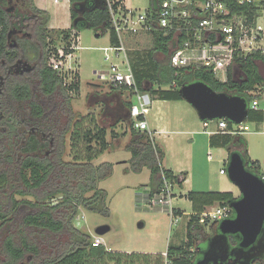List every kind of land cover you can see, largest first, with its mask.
Segmentation results:
<instances>
[{
	"label": "trees",
	"instance_id": "obj_1",
	"mask_svg": "<svg viewBox=\"0 0 264 264\" xmlns=\"http://www.w3.org/2000/svg\"><path fill=\"white\" fill-rule=\"evenodd\" d=\"M92 2L69 0L72 25L67 30H54L48 27V12L36 7L34 0H0V264L164 263L162 253H126L107 250L104 245L95 247L92 237L73 224L80 208L104 216L109 214L106 193L98 184L109 176L112 165L102 163L95 167L92 161L108 149V131L111 130L112 139L118 135L99 124L94 112L81 115L73 111L71 94L79 92V76L75 74V80L65 83L49 62L50 57H57L50 47L53 40H59L64 45L61 59L72 55L77 48L78 33L83 29L95 33L102 30V34L108 31L110 47L120 46L109 9L105 3L94 7ZM81 6L88 8L82 14ZM117 6L115 3L114 9ZM155 7L156 0H150L149 9ZM256 9L255 5L238 8L250 19L257 15ZM151 35L153 49L136 54L129 64L137 89L149 94L152 100L181 101L179 87L197 81L215 92L243 97L248 103L255 99L252 92L262 84L255 67L257 56L235 60L233 65L244 74L241 81L233 80L231 68L226 80L220 81L206 68H172L170 38L157 28L151 30ZM107 84L112 93H124L126 99L132 97L126 88ZM109 95L111 92L106 96ZM131 105L129 102L128 107ZM224 121L227 129H232L233 124ZM246 121L262 123V111L249 108ZM129 127L131 138L127 148L132 154L131 169L139 172L147 168L150 172L147 199L160 193L164 180L171 186H180L179 175L163 167L164 153L149 134L135 130L131 122ZM67 142L68 161L64 159ZM208 143L211 148L226 149L228 155L239 152L247 171L259 178L263 174L258 162L249 159L242 135L220 131L211 135ZM185 197L192 211L186 241L168 245L169 264H194L207 241L195 247L197 238L193 229L207 224L199 222V215L207 207H225L236 199L231 192L210 191H190ZM172 212L174 217L183 214L178 209ZM216 224L211 222L212 234ZM229 244L232 248L237 240L229 236Z\"/></svg>",
	"mask_w": 264,
	"mask_h": 264
},
{
	"label": "rangeland",
	"instance_id": "obj_2",
	"mask_svg": "<svg viewBox=\"0 0 264 264\" xmlns=\"http://www.w3.org/2000/svg\"><path fill=\"white\" fill-rule=\"evenodd\" d=\"M65 4V0L60 1ZM125 5L142 12L150 7V0H124ZM86 10V8L84 9ZM82 11V10H81ZM81 14V12H80ZM264 20L261 21L263 23ZM103 31H97V34ZM54 44L50 49L56 51L57 57H50L49 62L63 77L65 83L69 84L75 80V74L79 76L80 89L77 94L72 95L71 106L75 113L85 115L93 111V99L88 96L94 89L93 84H107L109 78L104 74L110 71L111 65H120L124 61V52L115 51L109 44V32L105 31L99 37H95L92 29H83L78 33L77 48L69 57L63 56L64 45L59 40H53ZM120 44L125 49L127 61L134 58L136 54H146L154 47L153 35L150 32L139 31L136 34L121 35ZM117 53V55H116ZM55 55L54 53H52ZM163 56L159 55L162 59ZM130 65V64H129ZM238 74V73H237ZM218 77L223 80L224 74L219 72ZM257 97L249 105L257 106L264 112V85L257 86L252 92ZM88 97V98H87ZM132 101H134L132 99ZM187 108H190L193 114H196L192 107L185 101L178 102ZM158 103L151 100L148 114L145 119L149 129H154L161 125V117L165 113L166 106H158ZM178 106L175 105L171 112L172 118L182 115L184 120L189 117L185 110L180 114ZM200 122V121H199ZM249 132L243 134L246 140L248 157L251 161L258 162L260 169L264 172V124L257 126L255 123H248ZM106 125L112 121L108 120ZM201 123V122H200ZM110 128V126H108ZM127 125L123 122L113 129L117 139H112L111 130L107 134L108 149L94 158L92 165L97 167L102 163L112 165L111 173L108 177L101 180L99 188L106 193V205L109 210L107 216L96 212L84 211L82 208L74 218V226L82 232L95 237V230L99 226L106 225L109 231L103 236H98L104 246L112 251L126 253H164L168 245H181L186 241V226L191 211V203L183 195L187 191H231L234 197H239V191L227 177L226 149H211L208 146V133L198 128L197 134H185L191 127L186 124L184 128L173 129V132L158 136L157 140L163 148L164 159L163 167L172 170H178L177 166L181 162L184 171H188V181L184 186H172L171 206L172 209H179L183 213L181 216L172 217L169 209L165 207L151 208L147 205V196L149 187L143 186L150 182V172L147 168H142L139 172L131 169V152L128 150L129 136L122 135L126 131ZM210 129V128H208ZM182 130L180 133L175 131ZM157 137V136H156ZM235 148H232V151ZM69 142L66 146L65 160H70ZM210 153V158L208 157ZM186 154L188 156L186 157ZM224 158V160H223ZM220 169L224 170L220 174ZM183 195V196H181ZM212 207H218L214 205ZM209 208V207H207ZM177 220V222H175ZM142 224V227H139ZM211 222L202 227L194 228L193 234L196 236L195 247L204 243L211 235ZM66 240V237H62Z\"/></svg>",
	"mask_w": 264,
	"mask_h": 264
},
{
	"label": "built area",
	"instance_id": "obj_3",
	"mask_svg": "<svg viewBox=\"0 0 264 264\" xmlns=\"http://www.w3.org/2000/svg\"><path fill=\"white\" fill-rule=\"evenodd\" d=\"M57 1L54 0L55 3ZM104 3L109 9L111 25L120 42L122 33L150 32L153 28L161 30L164 37L170 38L169 63L172 68H206L218 80V74L222 72L224 81L227 70L236 59L257 56L264 61V22L261 23L264 20V0H156L154 10L147 8L142 12L126 9L122 0H104ZM115 3H118L116 9L113 7ZM245 5L257 7L254 18L250 19L238 10ZM113 49L124 52V61L120 65H111L110 71L104 73L109 76L107 82L131 92L134 99L129 111L132 127L151 133L145 116L152 99L149 94L137 89L123 46L120 44ZM249 108L257 110L252 105ZM213 122L217 128L214 133L221 131L234 136L248 131L245 122L233 124L232 129L228 130L223 119L203 121L202 125L207 130ZM207 133L213 134L209 130ZM151 141L154 142L152 138ZM219 173L223 174L224 170L220 169ZM260 178L264 183V173ZM171 188V184L164 180L163 189L150 198L147 205L151 208H168L173 217L170 208ZM230 215L228 206L209 207L199 215V222H219L230 218ZM92 245L96 247L104 244L95 236L92 237ZM162 255L165 258L163 264H169L166 252Z\"/></svg>",
	"mask_w": 264,
	"mask_h": 264
},
{
	"label": "water",
	"instance_id": "obj_4",
	"mask_svg": "<svg viewBox=\"0 0 264 264\" xmlns=\"http://www.w3.org/2000/svg\"><path fill=\"white\" fill-rule=\"evenodd\" d=\"M80 12L82 14L83 11ZM255 67L264 82V61H257ZM178 92L200 121L224 119L232 124H241L247 120L250 105L243 97L215 92L198 81L181 85ZM226 174L239 191V197L228 204L233 216L217 222V233L208 238L194 264H251L264 252V183L246 170L237 151L229 154ZM108 231V226H99L95 235L103 236ZM229 236L237 240V245L232 248Z\"/></svg>",
	"mask_w": 264,
	"mask_h": 264
},
{
	"label": "crops",
	"instance_id": "obj_5",
	"mask_svg": "<svg viewBox=\"0 0 264 264\" xmlns=\"http://www.w3.org/2000/svg\"><path fill=\"white\" fill-rule=\"evenodd\" d=\"M60 1H62V0H58L56 3L54 2V0H34V3L36 5V7H38L39 9L48 12V14H49L48 27L50 29L67 30L72 25V21L70 18V4H69V0H65L66 1L65 4H62ZM122 2H123V6L126 9H130L125 5L124 0H122ZM102 3L104 4V0H97V1L93 0L92 5H94V7H97L98 4H102ZM87 9L84 10V7L81 8V10L83 12L87 11ZM95 34H97V33H95ZM101 34L102 33H100L99 36ZM77 39H78V37H77ZM231 73H232L233 80L241 81L244 78V74L238 68H236L234 65L231 67ZM262 84L264 85L263 81H262ZM93 85L94 86H92V87L94 89L92 90L90 95L92 93L97 94V95L94 96V98L92 97L95 110L93 109V111H90V112L95 113V115L98 117L99 124H104L107 127L110 126V128H114L117 125H120L124 122L127 125L125 135L129 136V138H131L130 131H129L130 130L129 126H130V122H131L130 113H129L130 107H128V103L129 102L133 103V101H132L133 97L126 99L124 93L120 94V95H117L115 92L112 93V91L109 89V86H105L103 84H93ZM256 88H257V86L255 87V89ZM110 92H111V95L106 96ZM254 96L257 97L256 94H254ZM153 101H155V103H158L157 104L158 106H166L170 110V112H168L167 108L165 109V113L161 117V125L154 127L153 130L149 129V131L151 133L146 132L147 134H149L150 138H152L154 140V142H155V139H158V136L166 134V133H168V131L170 133H172L173 129H177L179 127L184 128V126L186 124H188L191 127V129H190V131L184 132L185 134H197V132H195V131L198 128H200L201 130H203V132H206V133L209 130V131L213 132V134H215L214 132H216V130H217L216 124L214 122L212 124H210V126H209L210 129L205 130V128L202 125L203 121L199 120V118L197 117V114H193L191 112L190 108H187L186 106H183L182 104H179L178 103L179 101H166V100H153ZM175 105H181V106H178V108L180 110L177 114H180L184 110H185V112H187V115L189 117L188 121L187 120L185 121L184 117L182 115L176 116L175 119L172 118L171 112L174 109ZM255 107L257 108V110H259L257 106H255ZM262 113H263V122L259 123V124L255 123L257 126H261L264 124V112L262 111ZM108 120L112 121V123H110V125H106V123H104V122H107ZM140 132H145V131H140ZM175 132L178 134V133L182 132V130H177ZM247 132H249V128H248ZM213 134H209V133L207 134L208 135L207 143H208L209 137ZM116 140H118V139H116ZM156 142H157V145L160 147V149L163 152V148L159 144V141L157 140ZM208 146H209V143H208ZM211 149H213V148H211ZM217 149H221V148H217ZM187 156H188V154H186V157ZM208 157L210 158V153H208ZM225 157H226V160H228L229 155H228L227 151H226ZM223 160H224V158H223ZM179 163H180V165H178L177 167L180 169H178V170H172V169H169L167 167H166V169L171 170L174 175H179V180L182 181L180 186L182 187L189 180L188 179L189 174H188V171H184L181 169V168H183V166H182L180 161H179ZM143 186H147V184L143 185ZM173 186L175 187L176 185H173ZM188 192H190V191H187L183 195L185 196ZM210 192H231V191H210ZM183 195H181V196H183ZM106 249L109 250L108 248H106ZM153 254H155V253H153Z\"/></svg>",
	"mask_w": 264,
	"mask_h": 264
},
{
	"label": "flooded vegetation",
	"instance_id": "obj_6",
	"mask_svg": "<svg viewBox=\"0 0 264 264\" xmlns=\"http://www.w3.org/2000/svg\"><path fill=\"white\" fill-rule=\"evenodd\" d=\"M215 229H216V231L211 235V236H213L214 234H216L217 233V224H216V227H215ZM210 236V237H211ZM209 237V238H210ZM208 240V239H207ZM262 243H263V245H264V239H263V241H262ZM204 250V249H203ZM202 250V251H203ZM201 251V252H202ZM251 264H264V252L262 253V256L260 257V258H256L255 260H253L252 262H251Z\"/></svg>",
	"mask_w": 264,
	"mask_h": 264
}]
</instances>
